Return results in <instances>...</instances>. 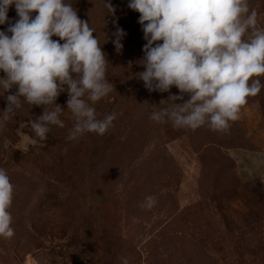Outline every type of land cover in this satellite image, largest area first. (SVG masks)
Instances as JSON below:
<instances>
[{
    "label": "rangeland",
    "instance_id": "1",
    "mask_svg": "<svg viewBox=\"0 0 264 264\" xmlns=\"http://www.w3.org/2000/svg\"><path fill=\"white\" fill-rule=\"evenodd\" d=\"M128 2L105 0L114 14L104 0L71 5L108 61L114 90L93 105L100 119L116 113L105 134L67 139L75 121L66 91L56 98L64 127L50 126L46 140L31 128L43 105L22 101L0 127V168L14 185V236L0 237V264H264V88L223 132L151 120L179 90L149 91L136 76L146 41ZM249 7L264 28V0ZM7 15L0 30L18 19L14 6ZM117 26L126 32L120 52ZM15 91L0 96V110Z\"/></svg>",
    "mask_w": 264,
    "mask_h": 264
},
{
    "label": "clouds",
    "instance_id": "2",
    "mask_svg": "<svg viewBox=\"0 0 264 264\" xmlns=\"http://www.w3.org/2000/svg\"><path fill=\"white\" fill-rule=\"evenodd\" d=\"M71 5L72 0H0V25L9 21L10 6L18 17L0 30V96L16 88L0 110V127L22 101L43 105L31 128L36 138L46 140L50 126L64 127V107L56 98L65 91L66 108L75 121L68 140L90 132L103 135L113 125L116 113L100 119L93 107L114 90L107 77L108 61L93 35L96 30ZM105 6L115 13L111 4ZM128 7L140 13L137 22L146 41L137 62L143 71L136 76L149 91L168 92L172 86L179 90L168 96L167 107L154 108L149 118L175 128L207 125L213 131L228 130L240 118L247 98L264 88L259 79L264 76V28L257 27L258 14L249 0H129ZM125 35L117 26L112 41L117 52ZM13 193L7 171L0 168V237L5 239L14 236L9 211ZM155 204L150 195L142 206ZM122 264H128L126 258Z\"/></svg>",
    "mask_w": 264,
    "mask_h": 264
}]
</instances>
